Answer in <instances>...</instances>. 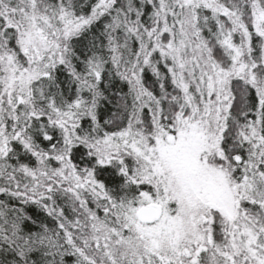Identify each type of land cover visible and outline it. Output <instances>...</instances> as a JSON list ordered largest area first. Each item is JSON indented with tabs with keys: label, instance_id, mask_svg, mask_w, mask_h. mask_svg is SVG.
Here are the masks:
<instances>
[{
	"label": "snow or ice",
	"instance_id": "6c2138e0",
	"mask_svg": "<svg viewBox=\"0 0 264 264\" xmlns=\"http://www.w3.org/2000/svg\"><path fill=\"white\" fill-rule=\"evenodd\" d=\"M0 264H264V0H0Z\"/></svg>",
	"mask_w": 264,
	"mask_h": 264
}]
</instances>
